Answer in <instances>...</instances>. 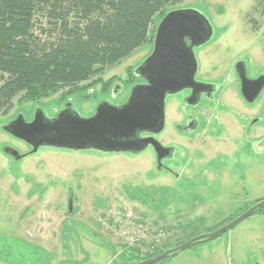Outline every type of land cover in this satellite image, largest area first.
<instances>
[{
	"label": "rangeland",
	"instance_id": "1",
	"mask_svg": "<svg viewBox=\"0 0 264 264\" xmlns=\"http://www.w3.org/2000/svg\"><path fill=\"white\" fill-rule=\"evenodd\" d=\"M179 8L195 9L210 22L212 36L194 55L197 75L211 78L218 92L183 113L196 116L191 133L177 129L185 118L181 94L165 97L157 139L175 147L164 162L170 171L157 169L151 150L32 152L4 130L20 116L52 118L66 104L81 117L93 115L102 101L120 104L141 82L134 69L152 42L74 88L19 94L0 117V264H135L214 231L264 199V88L248 104L231 77L235 62L246 64L249 78L264 75V0H180L166 11ZM5 148L24 156L15 160ZM228 245L233 264L261 257L264 216L254 213L155 264H228Z\"/></svg>",
	"mask_w": 264,
	"mask_h": 264
},
{
	"label": "trees",
	"instance_id": "2",
	"mask_svg": "<svg viewBox=\"0 0 264 264\" xmlns=\"http://www.w3.org/2000/svg\"><path fill=\"white\" fill-rule=\"evenodd\" d=\"M179 1L0 0V117L19 94L74 88L153 44L154 19Z\"/></svg>",
	"mask_w": 264,
	"mask_h": 264
},
{
	"label": "water",
	"instance_id": "3",
	"mask_svg": "<svg viewBox=\"0 0 264 264\" xmlns=\"http://www.w3.org/2000/svg\"><path fill=\"white\" fill-rule=\"evenodd\" d=\"M212 27L208 19L195 9H174L164 14L158 22L153 38L152 51L136 68L135 73L144 83L131 87L127 99L118 105L102 101L93 115L81 117L70 104L52 118L43 112L34 115L30 122L20 116L5 126V131L27 143L32 152L40 147H54L67 150H94L103 153H139L152 145L157 154V163L169 152L154 136L140 137L148 132L157 135L164 128L165 97L178 91L194 87L196 58L193 48L210 40ZM189 40V43L186 42ZM240 92L249 102H253L264 88V80L246 77L240 73ZM15 160L19 154L11 148L4 149ZM72 196L68 198L71 213ZM264 206L259 201L234 219L214 231L201 234L162 254L135 264H152L170 255L211 240L234 228L256 210Z\"/></svg>",
	"mask_w": 264,
	"mask_h": 264
},
{
	"label": "flooded vegetation",
	"instance_id": "4",
	"mask_svg": "<svg viewBox=\"0 0 264 264\" xmlns=\"http://www.w3.org/2000/svg\"><path fill=\"white\" fill-rule=\"evenodd\" d=\"M186 42L189 43V40L186 39ZM202 46L203 45H201L200 47H202ZM194 48H193V51H194ZM144 60H145V58L143 59V61ZM196 64H197V66H196V72L194 74V80L197 82V84L194 87L185 88V89H182V90L178 91V93H180L181 96H182V102H183V107L181 108L182 114L186 111V109H188V108H196V107L199 106V104L201 102H203L205 100H209L211 98H214L216 96L217 92H218L216 86L214 85V82L211 81L212 80L211 78L203 79L202 77H200V76L197 75L198 74V69H199V65H198L199 62H197V59H196ZM136 68L134 69V75L138 79H141V82L135 83L132 86H134L136 84L144 83L143 78L140 77V76H138L135 73ZM244 70L246 71V77L248 79H252V80H257V79L258 80H264V75L262 73L258 77L249 78L248 77L249 75H248V70H247L246 64L244 62H235L234 66H233V75L231 77H232V80H235L238 83V89H239L238 94H239V96L241 97L242 100H244L246 103L249 104V102L242 96V94L240 92V85H241V83H240V80H241L240 73L242 74ZM116 89H118V86H115V90ZM129 93H130V91H129ZM123 102H121V103H123ZM254 102H255V100L253 102H251V103H254ZM262 107L264 108V106H262ZM183 116L185 117L184 118V123H180L177 126V129L179 131H183L185 133H191V132H193L192 130H194V128H196L197 123H198V121L196 119V116H194V114H192V113H189L187 115L186 114H183ZM251 125H252V123H251ZM247 130H249V128ZM150 136H154L157 139V135H153L152 133H148V132H142V133H140V137H150ZM162 145L165 146V147H170L171 150H169V152H163L162 153L164 157L161 159V162L159 163V165H158L157 160H156L157 159V154H156V152H155V150H154V148H153L152 145H148L143 151H141L139 153H135V154H140V153L144 152L145 150H151L153 152V155H154V158H155V166L157 167V169L158 170H164V171H170L169 168H168V166L164 162H166V160H169V159L172 158V156H173V154L175 152V147L172 146V145H169L168 146V145H166L164 143H162ZM127 154H134V153H127ZM262 200H264V199H262ZM258 202H256V203H258ZM256 203H254V204L250 205L249 207H247L246 210H248L250 207H252ZM257 212H259L260 215L264 216V206L262 208L256 210L254 213L257 214ZM232 219H234V218H232ZM232 219H230V220H232ZM259 248H260V253L262 254L261 257H258V254H255V253L254 254H251V252L247 251L246 253H247L248 256H249V253L251 254L250 255V261H247V262L242 263V264H264L263 263V258H264V245L263 246H260ZM226 250H227L226 251V255H227L228 264H233V260H232L231 253H230V245H228V247L226 248Z\"/></svg>",
	"mask_w": 264,
	"mask_h": 264
}]
</instances>
